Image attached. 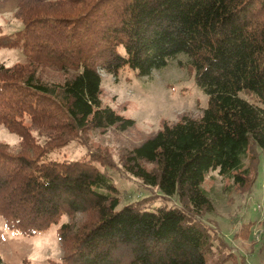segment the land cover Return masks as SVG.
<instances>
[{"label": "trees", "instance_id": "16d2710c", "mask_svg": "<svg viewBox=\"0 0 264 264\" xmlns=\"http://www.w3.org/2000/svg\"><path fill=\"white\" fill-rule=\"evenodd\" d=\"M15 16L23 28L0 31V48L25 54L0 62V125L19 137L0 140L6 225L24 235L58 225L63 264H208L219 235L198 219L214 209L207 175L218 170L251 191L260 173L264 0H20ZM173 61L191 70L208 105L165 123L121 164L182 207H119V188L98 166L112 159L51 154L89 129L134 124L103 103L102 72L144 76Z\"/></svg>", "mask_w": 264, "mask_h": 264}, {"label": "rangeland", "instance_id": "374dc122", "mask_svg": "<svg viewBox=\"0 0 264 264\" xmlns=\"http://www.w3.org/2000/svg\"><path fill=\"white\" fill-rule=\"evenodd\" d=\"M20 0H0V31L13 33L23 28L15 16ZM25 61V54L16 47L0 48V62ZM46 76L60 77L53 68L44 69ZM102 100L125 117L134 119L126 129L116 125L106 129H89L66 146L51 154L53 159L88 158L96 154L112 159L111 167L98 162L100 169L112 178L120 190L121 203L139 201L152 206L182 207L177 197H165L157 188L143 184L125 172L121 160L127 150L154 136L165 123H174L184 114L198 116L208 105V94L198 86L191 70L177 61L154 69L150 75H139L126 67L115 76L102 72ZM0 140L16 144L17 134L0 125ZM149 168L153 163L146 162ZM204 188L214 202L212 212L198 216L215 235V252L208 264H264V151L260 173L251 191L239 190L232 179L211 170ZM66 219V218H64ZM58 225L34 235L10 229L0 215L1 264H63V249L57 234ZM224 258L223 260H221Z\"/></svg>", "mask_w": 264, "mask_h": 264}]
</instances>
